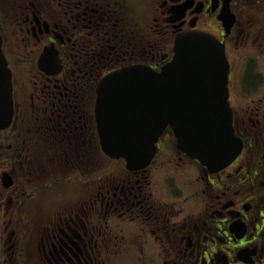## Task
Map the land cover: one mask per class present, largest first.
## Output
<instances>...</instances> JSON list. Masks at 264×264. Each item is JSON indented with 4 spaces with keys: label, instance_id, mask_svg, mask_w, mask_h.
<instances>
[{
    "label": "flooded vegetation",
    "instance_id": "1",
    "mask_svg": "<svg viewBox=\"0 0 264 264\" xmlns=\"http://www.w3.org/2000/svg\"><path fill=\"white\" fill-rule=\"evenodd\" d=\"M0 30L15 113L0 127V264H264V0H0ZM188 31L224 44L242 151L212 170L167 127L147 166L101 167L100 79L159 70Z\"/></svg>",
    "mask_w": 264,
    "mask_h": 264
},
{
    "label": "water",
    "instance_id": "2",
    "mask_svg": "<svg viewBox=\"0 0 264 264\" xmlns=\"http://www.w3.org/2000/svg\"><path fill=\"white\" fill-rule=\"evenodd\" d=\"M228 71L223 45L206 33L189 32L177 37L174 56L160 71L130 66L107 75L96 102L103 150L124 157L129 168L140 167L170 125L182 150L209 168L223 167L241 148L231 125ZM12 111L0 36V122L9 121Z\"/></svg>",
    "mask_w": 264,
    "mask_h": 264
}]
</instances>
